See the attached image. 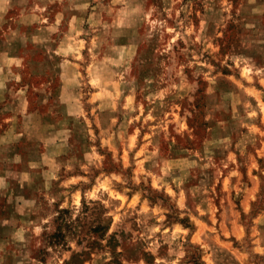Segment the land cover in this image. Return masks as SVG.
<instances>
[{
  "label": "rangeland",
  "instance_id": "obj_1",
  "mask_svg": "<svg viewBox=\"0 0 264 264\" xmlns=\"http://www.w3.org/2000/svg\"><path fill=\"white\" fill-rule=\"evenodd\" d=\"M0 264H264V0H0Z\"/></svg>",
  "mask_w": 264,
  "mask_h": 264
}]
</instances>
